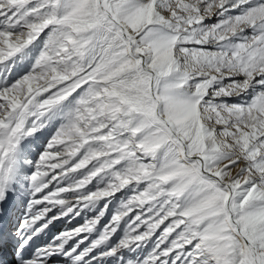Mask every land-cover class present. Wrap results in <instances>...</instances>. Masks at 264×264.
<instances>
[{"label":"rangeland","instance_id":"374dc122","mask_svg":"<svg viewBox=\"0 0 264 264\" xmlns=\"http://www.w3.org/2000/svg\"><path fill=\"white\" fill-rule=\"evenodd\" d=\"M61 1L0 0V119L13 112L22 118L19 110L29 103L20 137L48 130L38 153L23 156L26 171L15 175L17 203L40 202L36 214L21 219L39 220L35 233L50 215L44 240L20 261L39 263L37 250L57 253L68 235L67 251L54 264H256L223 221H209L202 208L192 212L200 186L220 212L231 189L232 216L264 264V16L252 29L245 25L264 0L237 9L236 0H106L116 19L137 22L129 35L146 60L163 50L149 84L163 94L161 113L143 82L99 83L107 64L90 68L89 61L104 22L101 9L99 24L57 20ZM154 37L159 43L147 45ZM53 82L62 85L42 92ZM36 92L42 96L32 99ZM50 104L51 115H40ZM160 121L217 175L201 167V177L189 168L167 173L182 163L171 154L159 165V144L167 140L153 128ZM226 179L229 187L222 185Z\"/></svg>","mask_w":264,"mask_h":264},{"label":"bare ground","instance_id":"6f19581e","mask_svg":"<svg viewBox=\"0 0 264 264\" xmlns=\"http://www.w3.org/2000/svg\"><path fill=\"white\" fill-rule=\"evenodd\" d=\"M222 1H219L220 3H218L215 7L221 6ZM260 1L261 0H236V2L234 3L233 9H235V8L237 9V7L241 8L244 6L246 7V6L254 5ZM101 4L107 8L106 0H62L59 4V12H58V19L57 20H59V19L63 20V19L71 18V19H74L76 21H79V23L80 22L90 23L93 20V18L94 19L96 18L97 23L99 24V13L97 12V10L101 9L100 8V7H102ZM235 6H237V7H235ZM261 7L262 8L257 9L256 11L252 10L253 12H251L252 14L249 17L248 22L245 24L247 26L248 30L254 28L256 26V22H259L258 20L264 16V6H261ZM107 10H108V8H107ZM206 10L209 11L208 17H210V15L214 11V9H211V7L210 8L208 7ZM101 13L104 16V22L100 25L101 28H100V32H99L98 37H97V43H96L95 48L93 50V53L91 54V57H90V61H89L90 68L94 65L95 66H101L103 63H105V64H107V66H104V69L106 71L103 72L99 77H96V78H98L99 83L118 86L121 84H127L128 85V84H136V83L140 85V83L143 82V84L145 85V88H146L145 89L146 93L151 98V94H150L151 86L149 87V84H151V82H150V76H151L150 71L155 73L154 64H158L161 62V54H162L163 50L156 52V54L151 56V57L149 56L150 59L146 60L145 55L143 54V52L138 48V46L134 42L133 36L129 35L130 34V26L136 25L137 22H128V21H125L122 17L121 18L117 17V19H116L110 12L105 14L101 10ZM208 17H207V20H210V22L215 21V18H208ZM84 23H82V24H84ZM246 26H245V29H246ZM219 27H225L226 28V24H223L222 26H219ZM171 38H174V37L172 36ZM149 40L150 39L146 40V42H148L147 45H151L152 44L151 42L157 43V44L159 43V39H156L155 37L151 41H149ZM170 49H171V47H170ZM170 49H169V51H170ZM141 59H143L145 67H143L141 65V62H140ZM222 72L223 71H220V74ZM237 74H239V73H237ZM235 75H236V73H235ZM227 76H226V74H224V77H227ZM61 85H62L61 82L60 83L53 82L51 84L44 86L41 90H42V92H45V93L51 92V91L55 90L56 88H59ZM141 86H143V85L141 84ZM152 90L155 93V95H154L153 91H152L153 97L155 96V99L159 103V112L161 113V106H162L161 97L163 96V94L161 92L155 90V88H153V86H152ZM197 94L203 95V91H202V93L197 92ZM197 94L195 97L190 98V99L194 100V102H193L194 105L196 104L197 98L200 97ZM38 96H42V95H39V92H36L32 99H36ZM31 106H34V105L27 103L26 105L23 106V108L22 107L20 108L21 110H19V113L23 114L22 118L19 117L18 113L13 112L10 115H8L7 117L0 119V170L1 169L3 171L8 170L9 175H10V181H11L10 185H13V183L18 182L17 177H15V175H17V173H20V175H21V172L26 171L25 164L21 163L23 156H25V155H26V157H28L29 155H31L32 157L35 156L42 146L41 141L45 140V138L47 137V134H48L47 127L46 128L44 127L40 131L39 130L36 131V129H35V132L28 130L31 132L28 133L27 137H24V138L20 137L21 136L20 132L26 133L25 130H27V128L24 130L22 128H23V126H25L24 124H26L27 121L29 120V115H28L29 112H28V110L27 111H25V110L30 108ZM39 107H40V105H39ZM54 107H55V104H50L45 108L41 107L43 109V111L39 114L41 115L43 113H46L45 116H47L48 114L51 115V112L54 109ZM31 110L33 111V109H31ZM29 111H30V109H29ZM38 111H40V110L39 109L37 110V108H36V110L33 111V113L38 112ZM162 118H164V116H162ZM144 122L147 126H150L151 121L147 117H145ZM168 124L173 129L172 123L168 122ZM41 125H43V124H41ZM27 126H28V124H27ZM153 128L156 132H165L166 138H167V140L165 142L159 144L162 146L161 151L157 155L158 159H159V165L162 163V161L165 158H168L172 154L176 158H178V160L182 164H179L178 166L171 168L170 170H168L167 173H169L170 175H173V174H176L177 171L178 172L182 171V168H183V170H184V168H189V169H193L195 171L196 177H201V174H200L201 172H200V168H199L200 164H201V160L197 159V156L191 154L188 151L187 147H185L186 152L183 151V146H182L181 142L184 144H186V143L182 139V137L174 129L173 130L176 132L177 135L172 134L173 130L171 131L172 133L170 131H168L167 129L165 131L164 130L165 125H163V122H161V121L159 124H156L155 127L153 126ZM177 136L179 139L177 138ZM171 145H174L175 148L170 153L169 150H170ZM31 152H33V153H31ZM13 153L15 155L12 156ZM45 158H46L45 156H43V157L41 156L40 161L44 160ZM48 160H49V158H48ZM204 169L207 171V173H208L207 175H209V174L217 175L216 173L209 170L206 167V165H205ZM157 172H158V170H156L154 173H157ZM20 175H18V177H20ZM196 177H189L187 179V182L188 183L196 182V180H195ZM206 177L209 178L210 176H206ZM222 182H223L222 183L223 186L225 184L229 183V182H227V179L225 181L223 180ZM4 185L5 184H3L1 188H3ZM195 185H197V184H195ZM10 187H12V186H10ZM40 187H42V186H40ZM33 188H35V187H33ZM202 190L203 189H201V187L198 186L197 189L193 192V194H194V193L200 191L198 201L191 208L192 212H196L201 208L204 209V211H206V215H208L209 221L213 220V219L215 220L216 218L218 219L217 221H219V220L223 221L224 224L227 225V227H229L238 237L237 229L235 227H233V225L231 224L230 215H229L228 211L225 208H223L224 205H222V212H220L221 209L219 208V206H217L216 204H213V201L211 200L210 195L204 194ZM8 191H9V189H8ZM37 195H39V194H37ZM17 196H19V193L15 192L13 197L11 199H9L10 206H11V202L13 204V200H15V206L12 208V210L10 212L11 217L15 216L17 213H19V209H21V204H23L22 206H27L28 211H32V213L31 212L29 213L30 215L36 214L35 209H36V206L40 205L39 204L40 202L33 203V205H31L32 203L31 204L29 203L30 199H29V197H27L24 200H20L23 203L18 201V203H19L18 204L17 203ZM28 200H29V202L26 203ZM86 202H87V200L78 204L77 210L81 209L83 207V205H85ZM10 206L8 207L7 210L10 209ZM49 216H46V218L44 217V224L43 225H46L47 219L49 218ZM11 217H10V219H11ZM71 217H73V215L69 216L68 218H71ZM78 220H79L78 218H74L72 221L73 223L69 226V229L71 228V226L73 224L78 223L77 222ZM15 222L16 221H14V220L13 221L9 220L8 221V224L10 225L9 228H11V226L16 225ZM26 222H29V221H26ZM57 225H59V223H57L55 225V227H57ZM36 227H37V225L33 229L35 230ZM88 227H90V226H88ZM22 229H27V227H23ZM32 231H29V233H33ZM43 234L44 233H42V235ZM61 234L65 236L67 233H61ZM243 234H244V232H243ZM36 237H37V235H36ZM69 237L70 236L67 235L66 237L61 238L60 245L57 248H55V249H57V253L53 252L51 247L47 246L48 249H46V250H38V253L35 254L34 259L39 261L40 264H54L56 261H59L60 257H58V256H61V254L60 255H58V254L60 251H62L61 253H64L67 251V250L65 251L64 248L66 246V243H67V240L69 239ZM38 239H41L42 241L44 240L43 237L41 238V234L38 235V237L36 238V240H38ZM239 239L241 241L242 248L244 250L247 249V251L249 252V250H248L249 248L246 246L245 242L241 238H239ZM35 241L29 243V246L32 247V250H33V247H35ZM249 254L253 260L254 255L250 252H249ZM258 254L260 256V253H258ZM21 255L24 259L25 255H26L25 250L21 252ZM10 256H11V259H10L8 264H20V262L18 261V259L16 257L12 256L11 254H10ZM99 258L100 257L97 256L94 260H98ZM73 259H75V258L73 257ZM76 262L68 263V264H75ZM36 263L37 262L31 263V260H30V261L24 262L23 264H36ZM39 263H37V264H39ZM254 263H255V261H254ZM262 263H264V262L262 261Z\"/></svg>","mask_w":264,"mask_h":264},{"label":"water","instance_id":"95a60500","mask_svg":"<svg viewBox=\"0 0 264 264\" xmlns=\"http://www.w3.org/2000/svg\"><path fill=\"white\" fill-rule=\"evenodd\" d=\"M102 5V4H101ZM101 8V10L103 11V13H108L109 11L107 10V8L104 6V5H102V7H100ZM142 57V56H141ZM141 65L143 66V67H145L144 65V62H143V59H142V62H141ZM150 74H151V80H153V78H154V74H153V72L152 71H150ZM151 90H152V88H151ZM154 99H155V96H154ZM156 100V99H155ZM157 101V100H156ZM158 102V101H157ZM160 116V115H159ZM167 124H168V122H167ZM169 125V124H168ZM170 126V125H169ZM182 146H183V151L184 152H186V148H185V146H184V143H182ZM197 159H199V160H201L199 157H197ZM200 167H201V169H202V171L203 172H205L206 174H208L207 173V171L205 170V169H203V167H202V163L200 164ZM223 183V182H222ZM225 185H227L228 187H229V185L228 184H225ZM231 194H232V191H231V189H229V195H228V198H227V200H226V205H225V209L228 211V213H229V215H230V222H231V224L233 225V227H235L236 229H237V235H238V237L239 238H241L244 242H245V244H246V246L249 248L248 250H249V252L250 253H252L253 255H254V257H253V260L255 261V263L256 264H261V262H260V256H259V254H258V252H257V249L255 248V246H254V244L251 242V240H249L244 234H243V232H242V230H241V228L239 227V225H238V223L236 222V220L233 218V216H232V213H231V209H230V198H231Z\"/></svg>","mask_w":264,"mask_h":264}]
</instances>
